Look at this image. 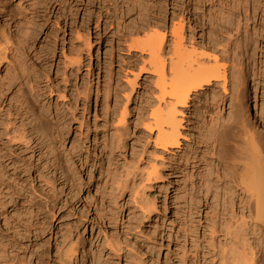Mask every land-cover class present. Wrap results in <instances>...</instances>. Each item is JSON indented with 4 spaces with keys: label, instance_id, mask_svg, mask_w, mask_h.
Instances as JSON below:
<instances>
[{
    "label": "rangeland",
    "instance_id": "374dc122",
    "mask_svg": "<svg viewBox=\"0 0 264 264\" xmlns=\"http://www.w3.org/2000/svg\"><path fill=\"white\" fill-rule=\"evenodd\" d=\"M45 1L0 0V34L5 31L14 40L24 30L33 35L21 52L29 76L8 95L0 118V239L27 237L34 209L15 200L12 191L29 196L34 184L35 190L57 197L55 218L41 216L39 229L45 232L31 248L37 253L47 245V263L83 264L87 253L84 264H138L135 259L142 264H223L225 185L216 184L226 170L219 159L221 144L229 127L237 133L242 124L264 139L263 127L244 117L248 104L264 123V0H226L227 5L215 2L214 8L212 2L166 0L163 12L147 13L134 9L133 0H53L50 9H43ZM148 2L155 3H143ZM184 19V44L196 48L203 62L221 61L228 80L194 92L188 107L179 108L181 143L164 150L155 143L157 133L149 134L145 126L157 107L158 76L150 70L149 51L135 42L166 32L163 52L170 53L172 28ZM18 26L23 29L19 36ZM8 64L0 71V90ZM23 94L36 112L49 114L54 133L62 132L57 144L61 165H54L50 141L38 146L25 119L27 105L10 101ZM152 169H158L157 178ZM206 172L214 173L219 202L192 188L198 174ZM106 235L132 244L134 263L111 255ZM71 241L80 244L72 262L66 254Z\"/></svg>",
    "mask_w": 264,
    "mask_h": 264
},
{
    "label": "bare ground",
    "instance_id": "6f19581e",
    "mask_svg": "<svg viewBox=\"0 0 264 264\" xmlns=\"http://www.w3.org/2000/svg\"><path fill=\"white\" fill-rule=\"evenodd\" d=\"M154 1V4H150L149 2L148 4H144V0H133L134 4L132 5V7L140 13L143 11H150L152 9L156 10L157 12H163L165 6H167L165 5L167 3L166 0ZM45 2V5L42 7L43 9H50L51 5L54 3L53 0H48ZM200 2L202 4L212 2L210 6L212 5L213 8L215 7V4L217 2L220 3V5H227L226 0H199V3ZM174 3L176 5H179L180 1L174 0ZM113 6L117 8L116 5L113 4ZM12 16L13 15H11V18H13ZM184 22L185 19L178 26H174L172 28L174 45L170 53L163 52L167 35L166 32L159 31L158 35L156 36L149 37L144 41L135 42L136 46L142 48L143 50L149 51L150 70L156 73L158 76L157 87H159V98H156V100H158L156 102H158L157 104L159 106L157 104H153L157 107L150 111V114L145 119V126L146 131L149 134L157 133L155 143L159 148H162L164 150L178 149L181 143V128L183 119L180 118V116H182L181 114L183 113H181L179 108L188 107V102L194 92H199L207 86H213L214 82L225 84L228 80L227 70L222 65L221 61L213 59L214 61L206 60L203 62L196 57L198 51L196 48H188L184 44ZM27 23L30 24L29 21ZM22 30L18 26L16 31L17 36H19L20 31ZM21 33H23V35L21 36V38L19 37L20 40H14L12 36L10 37L5 31L0 34V71L7 64V61L9 62L8 67L10 68L9 72L3 79V81L5 82H2L1 84L0 118L6 111L4 108L8 107L7 104L6 107H4L8 95L14 92V89L18 87L17 84H19L21 80L24 81L23 78L25 74L29 76V68L26 67V60L23 58V55H21V52L25 49V45L33 40V35H28L29 33L27 32V30H24V32L22 31ZM24 34H27V36ZM88 45L90 47V44ZM81 61V55H79V60H77V63L78 69L80 70L82 69ZM239 79L241 83L244 82V78L238 77V80ZM30 83L31 82H29V84ZM31 87L30 89H32ZM27 99L28 97L23 94L22 96L17 97V99L10 101H12L13 103L15 102V100H19L21 106L25 107V105H27V108L25 110L26 114L29 115V118L26 117L25 119H28L29 121H27L31 122V125H29L32 127L31 132H33V134L38 138L36 141H38V143L39 141H50V146H48L47 144L46 145L50 147V150H48L49 153H52L50 155H53L54 165H56L58 162L60 164L62 160L60 158L61 152L59 153L57 148V144L60 143L58 142V140L59 138H62V132L60 133V130H58L60 128H58V131L54 133V126L53 124H51L52 120L50 119L49 114L36 112V107L33 108L34 106L32 107L30 105L32 103L30 102L29 104L27 102ZM11 107L13 108V106ZM8 112L9 111H7V113ZM6 115L8 116L10 114ZM21 115L22 114L20 113V118ZM125 115L126 114L122 116L123 121L125 119ZM11 116H13V114H11ZM17 116H19V114ZM245 116L248 118H252L254 125H260L264 129V123L260 120L259 117L251 112L248 104L246 105L244 111V117ZM248 124L249 122L247 123V125ZM233 127L232 129L229 127V131L227 129V139L224 140V144H221L222 146L224 145V147L222 148L224 149V151L220 152L219 159L222 164L226 166V170L223 176L222 174L220 175V173L217 175L218 181L216 182V184H218V182L221 183L223 181V185H225L224 188L222 187V191L224 192L225 197L223 205L225 207V211L227 212V223L225 224V229L227 231V248L224 250L223 260L221 262H223V264H264V139L262 138V136H256L243 124L238 127L237 130L235 128L237 133H234L235 131L233 130ZM231 131L234 132L230 133ZM229 134L231 136H229ZM43 142L39 143L38 146L40 147V145L45 144ZM121 142V140L117 141V147H120ZM157 170L158 169H154L152 171L153 173L151 175H154V178L156 175V178L158 177ZM213 174L214 173L210 172H206L205 174H198L197 178L199 180V183L197 184L194 182V184H192V188L193 190H198V192L202 194L203 198H213V200L215 199L219 202L220 197L217 193L220 191V188L213 184ZM151 175L149 176L152 177ZM33 185L31 187L32 190L29 192L31 193V195L29 196L22 195L24 194L23 192L20 194L18 193L19 191H12L13 198H15V200L21 199L24 201V203L25 201L28 202L29 205H31L34 209V212L31 211V213L34 214H32L33 216L28 221H31V223L29 225H27L26 223L27 226L25 225V233H27V237H22L24 238V240L20 241V239L17 240L18 238H11L10 236H4L2 237V239H0V264H30L32 261L37 262V264H50L45 260V257H48V254L50 255V252L48 251L49 249H47V245L46 247L44 243H42V245H44L43 249L37 253H35L36 251L31 252V248L34 246L36 240L39 241V237L41 236L40 233L43 229H39V226L41 225L39 222L42 221H40V218H42L41 216L43 214H47L46 216H49L52 219L55 218L57 197L56 195H54L56 198L51 197V194H46L47 192L45 190H42L43 192L40 189L39 191L37 189L35 190L33 188ZM35 188L37 187L35 186ZM214 188L217 190V192L214 191ZM44 191L46 193H44ZM25 194H28L27 191ZM199 208H196L197 213L200 210ZM28 213H30V211ZM42 231L45 232L44 230ZM34 238L36 239L35 242L33 241ZM122 239L117 238V236L108 237L106 235L104 240L111 255H114L117 259H121L122 257L132 258L131 260L133 261L135 258V256H133V252L135 253V251H133V248V250L131 249L132 244L130 246V244L126 242L127 240H125L124 242V240ZM72 242L73 241H71V246L69 245L70 247L66 253L70 262L78 257V252L80 251V244H78V242H75L74 244L76 245H74ZM36 244L37 242L35 243V245ZM135 255L138 257L137 254ZM87 256V253L86 255L84 254V256H82L83 264L87 261ZM139 258H141L140 255ZM135 260L134 261L139 264V261H141L142 259ZM142 262L143 260L140 264H142Z\"/></svg>",
    "mask_w": 264,
    "mask_h": 264
}]
</instances>
